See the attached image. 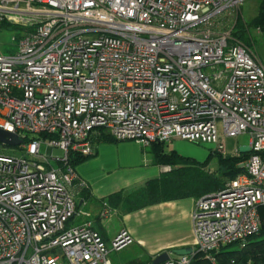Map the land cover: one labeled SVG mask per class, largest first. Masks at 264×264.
<instances>
[{
    "label": "built area",
    "instance_id": "1",
    "mask_svg": "<svg viewBox=\"0 0 264 264\" xmlns=\"http://www.w3.org/2000/svg\"><path fill=\"white\" fill-rule=\"evenodd\" d=\"M245 1L0 0V28L16 31L14 51L0 52V129L22 140L17 156L0 141V264H113L110 253L134 242L123 229L108 245L91 221L74 224L89 185L70 159L93 156L101 133L223 155L227 138L249 133L244 171L196 200L192 253L163 264H192L197 253L217 264L215 252L259 233L264 62L234 25L220 29Z\"/></svg>",
    "mask_w": 264,
    "mask_h": 264
},
{
    "label": "crops",
    "instance_id": "2",
    "mask_svg": "<svg viewBox=\"0 0 264 264\" xmlns=\"http://www.w3.org/2000/svg\"><path fill=\"white\" fill-rule=\"evenodd\" d=\"M180 141L185 140L173 139L165 146H170L169 151L178 152ZM144 154L145 147L135 141L95 143V154L76 167L79 176L89 185L90 196L84 198L82 191L78 196L80 208L86 213L85 221H91L101 232L103 230L98 225H101L103 217L115 213L124 214L126 218L134 216L133 225L123 229L129 231L138 243L150 245L154 257L164 251L172 256L171 250L193 249L196 241L192 214L196 198L163 202L130 213L108 203L109 195L119 191L128 195L164 172L163 165L156 164L154 158H148L146 162ZM92 208L99 212L94 218H91ZM103 212H108V215L103 216Z\"/></svg>",
    "mask_w": 264,
    "mask_h": 264
},
{
    "label": "trees",
    "instance_id": "3",
    "mask_svg": "<svg viewBox=\"0 0 264 264\" xmlns=\"http://www.w3.org/2000/svg\"><path fill=\"white\" fill-rule=\"evenodd\" d=\"M258 14L250 21L245 22L239 18L233 37L247 45L258 44L259 39L254 35V30L262 34L264 43V0L259 1ZM4 26H7L4 24ZM254 42V43H253ZM41 134L33 138H45ZM27 139H32L28 136ZM96 142H117L112 137L101 133ZM156 164L170 166L169 171L161 173L159 177L149 179L142 187L133 190L128 195L116 192L108 196L111 207H121L123 212L130 213L139 209L184 198H200L224 189L228 180L234 179L244 171L240 164L246 161L251 153L243 152L241 156H229L213 152L209 159L201 163L192 157L183 156L175 150L166 151L165 142H154L149 146ZM216 155L219 168L216 171H208L211 159ZM90 156H72L70 163L75 168L88 160ZM89 188L82 190L84 198L89 197ZM262 218V227L259 233L251 235L243 247L231 249L234 245H228L215 252L213 255L217 264H264V206L259 208ZM95 228V227H94ZM96 229V228H95ZM97 230V229H96ZM98 231V230H97ZM99 232V231H98ZM106 241L103 231L99 232ZM152 264V263H150ZM192 264H212L205 254L197 253Z\"/></svg>",
    "mask_w": 264,
    "mask_h": 264
},
{
    "label": "rangeland",
    "instance_id": "4",
    "mask_svg": "<svg viewBox=\"0 0 264 264\" xmlns=\"http://www.w3.org/2000/svg\"><path fill=\"white\" fill-rule=\"evenodd\" d=\"M259 1L260 0H246L243 4L241 10L239 11L238 19L241 18L245 22H250L257 14H258V8H259ZM233 18V17H230ZM237 19V21H238ZM237 23V22H236ZM235 23L234 18L233 19H226L223 21L220 25V29H231ZM234 31V29H233ZM16 34V31L12 28L3 27L0 28V52L2 53H10L14 51L13 47V36ZM254 35H256L259 39V42L257 45H248L252 49H254L260 59L264 62V43L262 40V34L258 32L257 30H254ZM254 43V42H253ZM221 129H220V135H221ZM250 134L245 133L240 135L237 138H227L226 140V150L229 156L232 155L233 151L238 148L241 152H247L249 151L250 147ZM180 144L178 145V152L182 154L183 156L192 157L196 159L197 161L203 163L206 160L209 159L210 155H212L213 152H216V148L211 145H205V144H198V143H192V142H186V141H180ZM167 151H169L170 146H165ZM5 150V153L10 155H20L19 149H16L14 146H6L2 147ZM47 146L46 144H42L41 147V153L46 154ZM146 154V162L148 158L151 160L153 159V154L149 151V147L145 148ZM62 151L58 148L54 149V156L56 155H62ZM219 168L218 160L216 155L211 159L207 170L208 171H216ZM93 216L91 218H94L99 212L98 209L92 208ZM87 217L80 216L77 217L74 220V224H80L85 221ZM135 219L134 216H131L130 218H126L124 214H118L115 213L114 215H110L107 218H102L101 225H98L99 228H101L104 231L106 242L108 245H110V242L114 235L121 231L123 228H126L130 224L133 225V220ZM134 239V238H133ZM196 244L194 245L195 248ZM239 247L238 244H234L231 249H237ZM173 250H171L172 257H176L178 255H175V253H172ZM153 251L150 248V245L141 244L138 243L136 240L124 249L120 251H113L110 253V259L112 260L113 264H150L154 260L155 254L152 253Z\"/></svg>",
    "mask_w": 264,
    "mask_h": 264
},
{
    "label": "water",
    "instance_id": "5",
    "mask_svg": "<svg viewBox=\"0 0 264 264\" xmlns=\"http://www.w3.org/2000/svg\"><path fill=\"white\" fill-rule=\"evenodd\" d=\"M0 141L11 146H17L22 143V140L18 137V135L4 131L2 129H0ZM192 251L193 249L190 248L176 249L173 250L172 253H175L176 255H188L191 254ZM169 258L170 253L168 251H164L163 253H160L154 258L152 264H163L164 262L169 260Z\"/></svg>",
    "mask_w": 264,
    "mask_h": 264
}]
</instances>
